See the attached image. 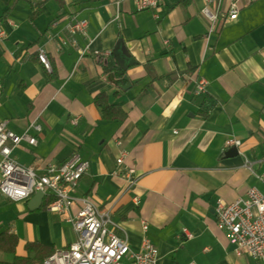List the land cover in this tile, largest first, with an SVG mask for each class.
Returning <instances> with one entry per match:
<instances>
[{"label": "crops", "instance_id": "0c3cea01", "mask_svg": "<svg viewBox=\"0 0 264 264\" xmlns=\"http://www.w3.org/2000/svg\"><path fill=\"white\" fill-rule=\"evenodd\" d=\"M232 2L236 19L228 15ZM204 6L205 0H162L156 9H139L134 0H0L7 31L0 40V122L38 138L37 145L22 141L12 157L37 171L77 154L89 162L69 189L75 201L64 213L47 211L49 195L34 210L30 199H0V232L15 233L20 252L27 241L68 248L77 238L68 219L89 197L110 211L133 250L144 238L156 245L157 264H261L235 251L217 226L216 208L219 200L245 197L250 187L264 191L258 178L264 0L214 2L219 16L211 31ZM81 20L86 32L72 34L70 25ZM40 49L51 69L39 61ZM108 59L125 71V82L105 71ZM202 79L206 89L196 94ZM100 94L125 119L104 118ZM232 138L240 145L228 146ZM123 151L125 164L118 165ZM131 164L139 178L129 189L124 170Z\"/></svg>", "mask_w": 264, "mask_h": 264}, {"label": "built area", "instance_id": "2783aa9c", "mask_svg": "<svg viewBox=\"0 0 264 264\" xmlns=\"http://www.w3.org/2000/svg\"><path fill=\"white\" fill-rule=\"evenodd\" d=\"M134 1L139 9H156L161 3V0ZM219 1L205 0L202 9V15L209 21L210 31L219 16V8H212V4H219ZM238 9L237 4L232 2L228 10L230 19L237 18ZM86 27L87 21L81 20L72 23L69 30L72 34L85 33ZM6 36L7 31L0 25V40H4ZM38 59L47 69H51L50 59L44 49L39 50ZM205 89L206 81L202 79L195 92L201 94ZM77 121V117L72 119L73 123ZM33 127L41 129L39 125ZM22 141L37 145L38 138L28 131L17 134L6 127V121L0 122V199L28 201L36 192L43 191L44 197L50 196L45 205L47 211H68L75 201L69 194V189L75 187L87 173L89 162L77 154L60 165L49 164L37 171L19 164L12 157L13 149ZM117 143L121 145L120 140ZM226 144L238 146L240 141L232 138ZM126 156L127 152L123 151L117 159L118 165L125 164ZM244 166L252 171L249 160L244 162ZM124 176L128 181V188H134L139 178L136 165H126ZM259 178L264 182V174ZM81 201L79 211L68 219L77 234L76 240L68 248L54 251L41 264H121L126 256L132 258V264H157L159 250L148 238H144L139 249L133 250L128 241L118 235V225L112 220L110 211H102L89 197ZM216 223L219 229L227 233L237 253H247L264 264V191L250 187L245 197L233 202L219 200ZM143 228H148L145 221ZM184 232L187 237H192V233L186 229Z\"/></svg>", "mask_w": 264, "mask_h": 264}, {"label": "trees", "instance_id": "16d2710c", "mask_svg": "<svg viewBox=\"0 0 264 264\" xmlns=\"http://www.w3.org/2000/svg\"><path fill=\"white\" fill-rule=\"evenodd\" d=\"M105 71L114 72L119 77V82L123 83L125 71L121 70L111 60H107ZM96 103L101 108L104 118L123 120L125 112L117 105L110 104L106 94L96 97ZM19 238L9 229L0 232V252L11 255L10 259L0 258V264H41L54 251L39 242L27 241L24 244V252H20Z\"/></svg>", "mask_w": 264, "mask_h": 264}, {"label": "water", "instance_id": "95a60500", "mask_svg": "<svg viewBox=\"0 0 264 264\" xmlns=\"http://www.w3.org/2000/svg\"><path fill=\"white\" fill-rule=\"evenodd\" d=\"M122 50L126 52V47L124 46L123 43H122ZM125 79H127V76H125ZM234 150H235V152H237L238 151L237 147H234ZM44 196H45V194L43 191L36 192L34 194V196L32 198H30L29 208L31 210L38 209L42 205Z\"/></svg>", "mask_w": 264, "mask_h": 264}, {"label": "rangeland", "instance_id": "374dc122", "mask_svg": "<svg viewBox=\"0 0 264 264\" xmlns=\"http://www.w3.org/2000/svg\"><path fill=\"white\" fill-rule=\"evenodd\" d=\"M161 2H162V0H161ZM161 4V3H160ZM160 6V5H159ZM158 6V7H159ZM48 55V54H47ZM50 64H51V62H50ZM45 67V66H44ZM46 68V67H45ZM47 69V68H46ZM239 146V145H238ZM252 172H254L253 171V168H252ZM264 174V173H263ZM262 175V174H261ZM261 175H258V178H259V176H261ZM260 179V178H259ZM262 181V180H261ZM253 187H255V186H253ZM259 189V188H258ZM260 190V189H259ZM262 191V190H261ZM247 194V193H246ZM184 234H185V232H184ZM186 235V234H185ZM187 237V236H186ZM188 238H190V237H188ZM0 258H4V259H10L11 258V255H8V254H5V253H3V252H0Z\"/></svg>", "mask_w": 264, "mask_h": 264}]
</instances>
